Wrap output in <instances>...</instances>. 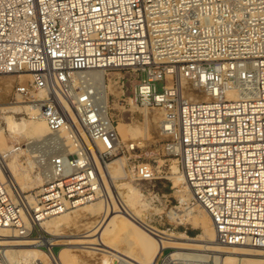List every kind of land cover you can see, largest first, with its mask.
Masks as SVG:
<instances>
[{
	"label": "built area",
	"instance_id": "obj_1",
	"mask_svg": "<svg viewBox=\"0 0 264 264\" xmlns=\"http://www.w3.org/2000/svg\"><path fill=\"white\" fill-rule=\"evenodd\" d=\"M92 69L138 72L133 100L161 113L164 149L209 212L216 240L264 254V0H0V77L30 75L18 94L51 135L33 204L8 181L0 152V227L53 255L40 222L106 198L97 193L100 169L135 150L121 141ZM113 82L124 92L121 77ZM64 129L73 151L60 142ZM127 170L136 181L157 178L148 162Z\"/></svg>",
	"mask_w": 264,
	"mask_h": 264
},
{
	"label": "rangeland",
	"instance_id": "obj_2",
	"mask_svg": "<svg viewBox=\"0 0 264 264\" xmlns=\"http://www.w3.org/2000/svg\"><path fill=\"white\" fill-rule=\"evenodd\" d=\"M22 75L23 74H14L0 77V140L4 143V145L0 147V150L3 149L1 152L6 157V162L14 163L18 168L16 180L19 184L21 183V187H24L22 196H27V199L31 196L34 199V197L37 195L39 196V194L43 192L44 185L46 184V180L39 177H41V171L45 170L40 165L43 161L44 163H47V153L42 154L40 152H44L43 143L48 141L51 135L47 123L43 119H36L34 115L24 109H21L18 113H13L12 111L4 109V107L9 106L10 104H16L18 106L32 104L27 100H24L18 94V87L21 85H28L31 80L30 76ZM114 76L122 78V81L125 83L124 92L121 87L122 84H114ZM137 77L138 72L132 70L111 71L106 76L108 93L110 94V115L114 118L117 124V130L121 141L124 144H135V150L114 158L112 161L122 157L123 161L125 160L126 170L128 165L133 164L134 162H148L156 169L157 178L152 181H136L133 178L126 176L116 178L114 184L128 182L138 191L140 195V203H151V206L148 207L146 218L153 226L161 231L162 235L166 236L167 234H172L179 242L204 244L205 241L201 240L202 229L198 228V226L192 221V217L197 214L198 204L193 199L185 185L182 184L183 179L181 172L172 169L173 164L176 163L178 165L176 157L169 156L164 149L166 138L162 134L160 127L162 115L159 110L146 109L137 106L133 100V91L139 82ZM108 78L111 80H108ZM161 86L162 83L159 82V90H161ZM36 95L37 93L33 96L36 97ZM38 98L40 97L38 96ZM7 115H15L16 121L19 124V131L13 132L9 130L7 120H5ZM120 124L122 127H119ZM130 128L135 129L138 133L133 139L129 138L131 137V134H128V129ZM125 131L128 132L125 133ZM47 136H49V138H47ZM39 137H44V139L33 142V140H36ZM71 151H73V149ZM21 176L22 178H20ZM7 178L12 187L15 188L10 181L8 174ZM100 199L102 198H98L95 201ZM181 207L185 211L184 214L179 211ZM70 210H72V208L66 211ZM80 210L81 209L71 212V214H69L71 216H68L69 219L65 225L56 231L43 228L44 231L47 232L48 238L59 237L61 239H68L71 238L68 237L71 233L75 235L92 234L96 229V224L102 216L103 210L94 216L92 214L90 215L88 210ZM97 235H93L90 238H96L95 236ZM120 239L121 237L115 239V242L119 243L117 244L118 247L115 248L120 251L122 248H129V244L124 239H122V241H120ZM36 247L39 248L37 245ZM9 248L14 249L15 247L9 246ZM110 250L114 252V254H119L115 250ZM174 250L194 251L185 248L166 247L157 259L156 264H161V261L166 254L171 253ZM0 251L2 252L1 245ZM44 251L48 253L47 250L44 249ZM52 251L56 257H59L61 253H65L66 260H64V264L122 263V260L120 259L116 261L114 258H110V255H112L110 253L97 251L91 248H82L80 246L74 247L72 244H66L63 242H58L57 244L52 245ZM202 252L208 255V257L205 258L210 260L211 264H215V254H212L210 251ZM10 253L8 256L9 264H25L24 261L18 262V252L12 251ZM254 257H258V255H255ZM47 260L49 261V264H51L48 257L43 258L42 261L45 262L42 263L48 264V262H46Z\"/></svg>",
	"mask_w": 264,
	"mask_h": 264
},
{
	"label": "bare ground",
	"instance_id": "obj_3",
	"mask_svg": "<svg viewBox=\"0 0 264 264\" xmlns=\"http://www.w3.org/2000/svg\"><path fill=\"white\" fill-rule=\"evenodd\" d=\"M22 74V76H30L29 74ZM86 74L94 80L98 89L101 91L108 89V84L106 83L107 71L105 69H92L87 71ZM38 96L40 98H38ZM35 98L41 99L43 98V94L39 92L37 93L36 97L34 96V99ZM4 109L12 111L13 113H18L21 109H24L32 115L36 114L35 107L32 104L25 106L10 104L9 106L4 107ZM5 118V120H7V126L9 130L13 132L19 131V124L16 121L15 115H7ZM119 127H122V125L120 124ZM128 131V134H131V137H129L130 139H133L138 135L135 129L130 128ZM128 131H125V133ZM49 136H47V138H49ZM60 136L63 138V140H60V142L72 150L73 145L68 137V132L64 129L60 133ZM41 139H44V137H39L36 140H33V142L39 141ZM2 145H4V143L2 140H0V147ZM4 158V166L7 172L6 174H8L10 181L13 183L17 191L22 195L24 192V187L22 186V188L20 186L21 183L19 184L16 180L18 168L14 165V163L6 162L5 156ZM172 169L174 171L181 172L183 179L182 184L185 185L193 199L198 204L197 214L192 217V221L198 226V228L202 229L201 240L205 241L204 244L179 242L172 234H167L164 236L161 234V231L158 228L153 226L147 220L146 215L148 207L151 206V203H140V195L138 191L128 182L114 184V180L116 178L127 176L125 160L123 161L122 157L115 159L107 166H103V168L100 169L103 176L104 187L102 188V191H100L99 187H97V193L100 195V193L102 194L103 189H105L103 193L106 198L84 204L82 206L73 208L70 211L65 210L60 214L44 219L39 224V226L43 228L56 231L65 225L69 219L68 216H71L69 215L71 212L78 211L79 209H85V211L88 210L90 215L92 214L94 216L103 210L102 216L96 224V229L92 232L93 235L98 234L95 236L96 238H90L93 236L90 233L83 235H75L71 233V235H68V237L71 238H43L41 239V243H44L51 248L52 245L57 244L58 242H63L66 244H72L74 247L80 246L82 248H91L97 251L107 252L112 254L110 255V258H114L116 261L118 259L122 260V263L120 262V264H155L160 251L164 247H178L194 250L172 251L169 258L170 264H177L178 262H206L208 259L205 257H208V255L202 251H210L212 254H215V264H264V254L260 251L247 246L224 245L216 240V231L209 212L195 199L190 187L185 182L181 169L176 163L173 164ZM48 173L49 171L47 169L42 170L41 177L39 178L46 180ZM20 178H22V176ZM28 201L30 204L34 203V200L31 196L28 198ZM179 211L182 214L185 213L182 207ZM26 226L27 228H31L33 224L30 225L28 222H26ZM118 237H121L120 241L124 239L129 244V248H122L121 251L116 249L115 247H118L117 244L119 243H116L115 239ZM0 245L2 246L1 253L5 258L4 264H9L8 256L12 251L18 252V262L24 261L25 264H43L42 262L45 261H42V259L46 257L49 258L51 264H64V260H66L65 253H61L59 257L54 256V254L51 255L46 253L44 250L36 247L35 241L25 238L23 235H20L18 232L13 231V229L10 228L0 227ZM9 246H13L15 248H9ZM110 249L117 251L119 254H114V252H112ZM255 255H258V257H254ZM46 262L49 264L48 260Z\"/></svg>",
	"mask_w": 264,
	"mask_h": 264
}]
</instances>
